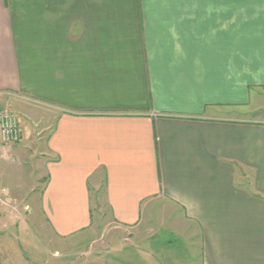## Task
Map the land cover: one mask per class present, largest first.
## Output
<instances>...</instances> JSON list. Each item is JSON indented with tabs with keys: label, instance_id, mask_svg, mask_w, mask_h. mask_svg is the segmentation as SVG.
<instances>
[{
	"label": "crops",
	"instance_id": "crops-1",
	"mask_svg": "<svg viewBox=\"0 0 264 264\" xmlns=\"http://www.w3.org/2000/svg\"><path fill=\"white\" fill-rule=\"evenodd\" d=\"M0 110L57 238L101 192L138 241L181 242L163 258L264 264V0H0Z\"/></svg>",
	"mask_w": 264,
	"mask_h": 264
},
{
	"label": "rangeland",
	"instance_id": "rangeland-1",
	"mask_svg": "<svg viewBox=\"0 0 264 264\" xmlns=\"http://www.w3.org/2000/svg\"><path fill=\"white\" fill-rule=\"evenodd\" d=\"M9 113L17 116L18 120L22 117L12 111ZM32 125L35 128L34 140L26 146L30 152L37 148L35 145L43 134L39 123ZM3 147L0 145V160L5 161L9 168L4 176L0 173V264H83L96 259L130 264L145 262L148 254L153 256L150 261L156 264H180L178 259L162 257L163 251L177 250L181 253V242L175 236L168 233L160 235L159 232L154 236L153 228H150V238L146 241L144 233L138 241L135 233L114 221L101 192L92 195L89 228L70 238H57L48 229L36 205V194L45 182L44 173L37 181V152L33 155L34 161L27 150L19 156L14 150L4 152ZM24 183L31 186V190L28 186L25 188ZM165 240L171 242L168 244ZM154 247L158 252H153Z\"/></svg>",
	"mask_w": 264,
	"mask_h": 264
},
{
	"label": "built area",
	"instance_id": "built-area-1",
	"mask_svg": "<svg viewBox=\"0 0 264 264\" xmlns=\"http://www.w3.org/2000/svg\"><path fill=\"white\" fill-rule=\"evenodd\" d=\"M17 116L0 110V145L9 146L20 141Z\"/></svg>",
	"mask_w": 264,
	"mask_h": 264
}]
</instances>
